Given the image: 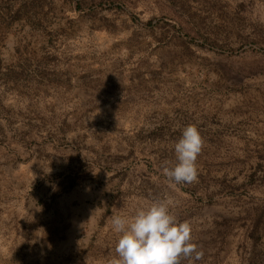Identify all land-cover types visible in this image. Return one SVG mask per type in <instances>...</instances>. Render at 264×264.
Masks as SVG:
<instances>
[{
  "label": "rangeland",
  "instance_id": "obj_1",
  "mask_svg": "<svg viewBox=\"0 0 264 264\" xmlns=\"http://www.w3.org/2000/svg\"><path fill=\"white\" fill-rule=\"evenodd\" d=\"M237 43L264 59V0H0V264H112V216L165 197L194 264H264V69L223 73ZM187 125L198 178L170 183Z\"/></svg>",
  "mask_w": 264,
  "mask_h": 264
},
{
  "label": "clouds",
  "instance_id": "obj_2",
  "mask_svg": "<svg viewBox=\"0 0 264 264\" xmlns=\"http://www.w3.org/2000/svg\"><path fill=\"white\" fill-rule=\"evenodd\" d=\"M203 139L195 125L183 128L174 145L176 162H164L163 175L170 183H193L198 178L197 158ZM174 201L165 197L138 207L130 216L113 215L112 230L118 234L115 246L117 258L112 264H189L203 256L192 242V227L173 214Z\"/></svg>",
  "mask_w": 264,
  "mask_h": 264
},
{
  "label": "bare ground",
  "instance_id": "obj_3",
  "mask_svg": "<svg viewBox=\"0 0 264 264\" xmlns=\"http://www.w3.org/2000/svg\"><path fill=\"white\" fill-rule=\"evenodd\" d=\"M148 19V18H147ZM148 21V20H147ZM145 23V22H144ZM132 35V32H128L127 36ZM152 42L154 43L153 39ZM245 43V42H244ZM260 43V42H259ZM233 44V43H232ZM247 44V43H246ZM264 46V45H262ZM242 47L243 45H239L238 43L236 45H232V47L230 49H228L229 51H231L232 53L238 55V56H244V58H242L241 60H239L237 63H230V64H219L218 66L221 68L222 72H227L228 73H233V74H239L241 72H252L255 70H260V69H264V59H260L261 57H259V59H253L251 57L253 51L252 49H250L247 45L245 47V49H243L244 51H242ZM261 48L264 49V47H261L260 45H256L255 49L256 50H260ZM218 51V50H217ZM230 53V52H229ZM256 53V52H255ZM258 53V52H257ZM258 55V54H257ZM260 56V55H259ZM255 57V56H254ZM264 57V56H263ZM241 58V57H240ZM256 58V57H255ZM222 63V61H220ZM225 62V61H224ZM227 63V61H226ZM223 72V73H224ZM257 72V71H256ZM244 73V74H245ZM226 74V73H225ZM247 74V73H246Z\"/></svg>",
  "mask_w": 264,
  "mask_h": 264
}]
</instances>
